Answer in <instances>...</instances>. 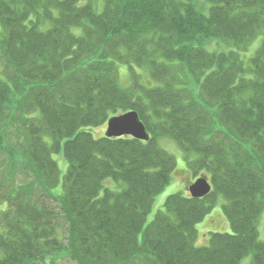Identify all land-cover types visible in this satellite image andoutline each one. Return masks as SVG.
I'll list each match as a JSON object with an SVG mask.
<instances>
[{"label": "trees", "instance_id": "1", "mask_svg": "<svg viewBox=\"0 0 264 264\" xmlns=\"http://www.w3.org/2000/svg\"><path fill=\"white\" fill-rule=\"evenodd\" d=\"M0 62V144L24 136L33 176L0 178V264H264V0H0ZM130 111L148 142L92 134ZM166 139L214 190L147 225ZM218 197L231 233L197 247Z\"/></svg>", "mask_w": 264, "mask_h": 264}, {"label": "rangeland", "instance_id": "2", "mask_svg": "<svg viewBox=\"0 0 264 264\" xmlns=\"http://www.w3.org/2000/svg\"><path fill=\"white\" fill-rule=\"evenodd\" d=\"M99 2V1H98ZM101 4H103L101 2ZM102 6V5H101ZM101 7V11H102ZM261 44V38L257 39L252 47L248 56L252 55L260 46ZM213 46V45H212ZM0 66H2V63L0 62ZM131 82L130 74L128 73L127 69L122 68L120 70V83L123 86H129ZM106 129L107 126H103L101 128L97 129H90L92 134L95 138H100V136L106 135ZM14 127L12 129H8L7 135L4 138L3 145L0 144V178L7 177L6 171L12 169L14 171V176L7 177V180L13 181V184L21 186L23 184L30 183L32 180V174H30L26 168H23L22 161L15 160V163L13 164L11 162V158L13 155H18L21 157L24 161V164H26V157L23 151H25L23 147L24 136L20 135L17 136L15 134H12L11 132L14 131ZM160 146L166 150L168 153L172 154L176 161H177V167L180 168V170H177L175 175H172V182L171 184L165 188V191L159 195L154 202L153 208L151 213L149 214L147 218V225L150 224L154 218L157 212L163 210L164 203L166 199L173 194L181 193L185 196H189L187 188L195 181L196 177L193 176L191 172H189L184 164L183 160V153L181 149L178 147V145L174 142H172L170 139L162 140L160 142ZM2 150L5 151V153L1 152ZM54 160L57 161L60 174H59V180L60 184L57 189L53 191L54 196H58L62 192V181L64 178V175L66 174L67 170V164L65 162L63 154L54 155ZM177 168V169H178ZM200 178V177H199ZM13 179V180H12ZM8 184V183H7ZM34 192L36 194H40L37 190V188L34 186ZM215 204V208L211 211V214L207 216V218L202 222L198 227V240L196 242L197 247H205L209 243L210 235L214 233H231L230 223L223 212V205L225 204V201L223 198L218 197ZM260 235L261 238L264 239V214L261 219L260 223ZM59 264H75L70 259H63L59 262Z\"/></svg>", "mask_w": 264, "mask_h": 264}, {"label": "water", "instance_id": "3", "mask_svg": "<svg viewBox=\"0 0 264 264\" xmlns=\"http://www.w3.org/2000/svg\"><path fill=\"white\" fill-rule=\"evenodd\" d=\"M105 136L108 139L131 137L142 142L150 140L145 125L134 111L111 118L107 123ZM188 191L193 199H203L210 195L212 186L206 178H200L188 188Z\"/></svg>", "mask_w": 264, "mask_h": 264}]
</instances>
